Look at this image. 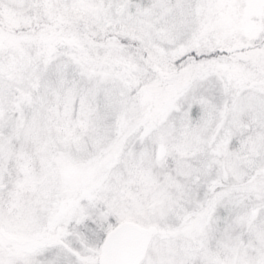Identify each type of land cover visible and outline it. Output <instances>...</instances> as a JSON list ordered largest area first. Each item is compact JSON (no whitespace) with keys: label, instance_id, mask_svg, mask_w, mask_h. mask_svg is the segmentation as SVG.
I'll return each mask as SVG.
<instances>
[{"label":"snow or ice","instance_id":"1","mask_svg":"<svg viewBox=\"0 0 264 264\" xmlns=\"http://www.w3.org/2000/svg\"><path fill=\"white\" fill-rule=\"evenodd\" d=\"M0 264H264V0H0Z\"/></svg>","mask_w":264,"mask_h":264}]
</instances>
